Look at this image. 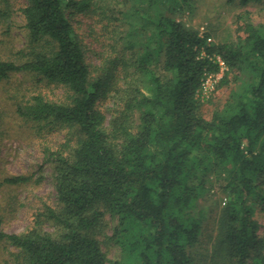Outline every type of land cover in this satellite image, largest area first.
Here are the masks:
<instances>
[{
  "label": "trees",
  "instance_id": "trees-1",
  "mask_svg": "<svg viewBox=\"0 0 264 264\" xmlns=\"http://www.w3.org/2000/svg\"><path fill=\"white\" fill-rule=\"evenodd\" d=\"M5 1L0 20L12 17ZM25 1L28 44L0 58V81L32 73L61 88L15 112L65 137L47 159L56 203L24 231L0 228L16 262L264 264V22L240 21L233 38L215 40L177 17L192 0ZM82 18L98 19L107 38L97 61ZM221 61V85L244 78L207 117L199 93ZM32 179L7 176L0 188ZM106 244L124 256L111 258Z\"/></svg>",
  "mask_w": 264,
  "mask_h": 264
},
{
  "label": "rangeland",
  "instance_id": "rangeland-1",
  "mask_svg": "<svg viewBox=\"0 0 264 264\" xmlns=\"http://www.w3.org/2000/svg\"><path fill=\"white\" fill-rule=\"evenodd\" d=\"M8 1L12 8V17L8 20H0V58L15 59L18 57V51L28 44L26 29L23 26L24 19L20 13V8L26 4V1ZM6 5L5 0H0V8ZM177 17L201 31H213L215 40L233 38L238 33L240 21L250 20L255 24L264 22V2L241 6L228 4L225 0H192L191 5H184ZM81 20L79 26L88 44L89 60L97 61L98 55L105 50L107 42L103 27L95 18ZM227 70L228 68L222 65L220 70L208 75V87L199 93L207 117L217 107L222 106L231 90L243 81V76L236 80L231 73V81L221 85ZM37 92L56 99L62 94V89L47 84L32 73H12L8 78L0 81V180L17 174L33 175V179L28 183L4 185L0 188V228L7 232L26 230L33 224L39 209L46 204L56 203L54 168L47 159L50 151L58 148L63 142L65 131L47 129L48 127L26 122L15 112L17 102ZM103 105L105 109L112 106L110 102ZM211 193H216L218 200L223 199V194L218 188L215 187ZM213 204H211V213L215 209ZM205 210L201 209V212L207 224L211 222L209 221L211 213L207 214ZM260 223L263 227L262 216ZM207 233L208 231L205 234ZM105 248L111 258L124 256L117 245L106 244ZM13 252L12 247L0 243V264H18Z\"/></svg>",
  "mask_w": 264,
  "mask_h": 264
},
{
  "label": "built area",
  "instance_id": "built-area-1",
  "mask_svg": "<svg viewBox=\"0 0 264 264\" xmlns=\"http://www.w3.org/2000/svg\"><path fill=\"white\" fill-rule=\"evenodd\" d=\"M221 64L224 65V63L221 61ZM211 73L207 74L203 83V89L208 87V75H210Z\"/></svg>",
  "mask_w": 264,
  "mask_h": 264
}]
</instances>
